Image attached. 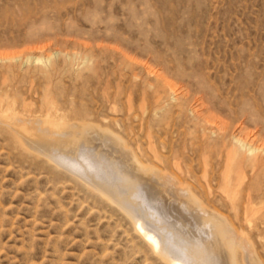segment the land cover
<instances>
[{
    "label": "rangeland",
    "instance_id": "374dc122",
    "mask_svg": "<svg viewBox=\"0 0 264 264\" xmlns=\"http://www.w3.org/2000/svg\"><path fill=\"white\" fill-rule=\"evenodd\" d=\"M0 111L104 131L106 161L178 180L264 260V0H0ZM29 149L0 125V264H170Z\"/></svg>",
    "mask_w": 264,
    "mask_h": 264
},
{
    "label": "bare ground",
    "instance_id": "6f19581e",
    "mask_svg": "<svg viewBox=\"0 0 264 264\" xmlns=\"http://www.w3.org/2000/svg\"><path fill=\"white\" fill-rule=\"evenodd\" d=\"M25 61L45 65L50 59L29 57ZM24 117L17 112L0 111V125L21 145L31 149L28 151L34 150L37 156L48 158L56 167L67 170L95 192H101L115 202L133 220L136 231L146 234L150 247L170 264H230L226 263L230 259H234L235 264L241 262L238 263V259L244 264H264L261 254L250 242L252 240L234 232L231 227L235 223L230 227L228 220L217 212L203 208L195 197L197 194L190 192L192 189L182 188L178 180H170L169 184L166 180L162 183L161 178L160 182L156 181V168L141 172L143 169L140 170L135 162L137 166L130 167L124 160L106 161L107 154L98 148L105 149L112 142L105 137L104 131L75 126L49 116L44 119ZM239 143L250 153L256 150L243 141ZM67 145L70 149L65 148ZM73 157H79V161L69 162ZM98 161L104 162L107 171L116 170L113 178L103 170V165L96 166ZM140 172L151 177L154 185Z\"/></svg>",
    "mask_w": 264,
    "mask_h": 264
}]
</instances>
